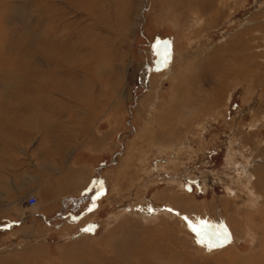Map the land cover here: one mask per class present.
Wrapping results in <instances>:
<instances>
[{
	"label": "rangeland",
	"instance_id": "1",
	"mask_svg": "<svg viewBox=\"0 0 264 264\" xmlns=\"http://www.w3.org/2000/svg\"><path fill=\"white\" fill-rule=\"evenodd\" d=\"M199 1L0 0V264H264V0ZM254 18L257 31H245ZM171 70L184 72L179 86L160 80ZM204 122L198 153L161 175L168 159L148 151L150 135L170 127L176 141ZM46 128L99 151L83 203L91 237L69 240L76 226L18 220L12 209L28 197L7 184L28 172L5 165L26 164ZM42 158L30 156L36 167Z\"/></svg>",
	"mask_w": 264,
	"mask_h": 264
},
{
	"label": "crops",
	"instance_id": "2",
	"mask_svg": "<svg viewBox=\"0 0 264 264\" xmlns=\"http://www.w3.org/2000/svg\"><path fill=\"white\" fill-rule=\"evenodd\" d=\"M47 129L43 130L41 143H39L42 148L29 149L27 151L28 155H30L26 164L23 163L22 167L17 166L13 162L5 165L16 172L13 173L14 176L18 175L17 171L21 168L28 172V178L25 181L21 180L7 184L9 189L22 196L28 198L33 196L37 199L35 205L23 207L20 202H17L15 204L17 206L12 209L22 213V215L19 214L20 216L17 215L19 217L18 220H20V217L22 219L38 218L43 225L51 224L57 228H62L64 227L63 225L76 226L75 232L69 233V240L90 236L93 232L88 228L96 221L86 216L85 213L91 205H85V201L87 197L91 196L89 184L94 173L100 172L94 168V162L92 163L93 157L99 151L94 150L88 144L79 143L74 139H66L59 136L48 138ZM32 154L34 156L38 154L43 157L40 166L36 167L35 163H32L30 159ZM108 167V164L103 166L104 170ZM37 168L38 170H44L45 173L36 174ZM113 168L110 167L106 173L103 170L104 174L107 175ZM3 170V167L2 169L0 167V171L3 172ZM100 204V201H97V207L95 206L94 208L99 209ZM87 219L89 220L86 221ZM28 230V239L32 236V238H35L36 230L32 226Z\"/></svg>",
	"mask_w": 264,
	"mask_h": 264
},
{
	"label": "bare ground",
	"instance_id": "3",
	"mask_svg": "<svg viewBox=\"0 0 264 264\" xmlns=\"http://www.w3.org/2000/svg\"><path fill=\"white\" fill-rule=\"evenodd\" d=\"M195 1V0H194ZM199 1V0H198ZM220 1V5L222 6V7H225L224 5H226V0H219ZM218 1V2H219ZM200 2V1H199ZM221 2L223 3L224 2V4H221ZM211 3V2H210ZM191 7V6H190ZM201 7V6H200ZM216 6H214V8H215ZM221 8V7H220ZM242 8V7H241ZM190 10V9H189ZM238 8H233L232 9V11L229 13V15H232L231 16V18H228L226 21L228 22V21H230L232 18H235V15H236V13H238ZM195 11V10H194ZM195 13H199V12H197V10L195 11ZM213 13H215V12H213ZM217 13V12H216ZM235 14V15H234ZM195 15V14H194ZM197 15V14H196ZM214 15V14H213ZM211 13H210V15L208 16V18H210L211 19ZM216 17V16H215ZM229 17V16H228ZM207 19V18H206ZM194 21H191L192 22V24H191V26L193 25L194 27L195 26H199V21L201 22V23H203V17H202V15H197L196 17H195V19H193ZM211 20H214V18L213 19H211ZM190 21V20H189ZM206 21V20H205ZM190 22V23H191ZM258 23H259V21H258V19H256V18H254V19H249V20H247V25L243 28L245 31H248L249 30V32H252V31H254V30H256V29H258V27L259 26H257L258 25ZM204 24H206V22L204 23ZM262 25H264V24H262ZM176 25H174V27H175ZM246 27H248V28H246ZM257 31V30H256ZM238 32H240V31H238ZM254 34V33H253ZM236 35V34H235ZM250 47V46H249ZM254 47V46H253ZM256 48V47H255ZM177 49H178V47L176 48V55H179V57H182V56H185V50H184V52H182V51H178L177 52ZM256 51V50H255ZM259 51V50H258ZM259 54V53H258ZM233 55V54H232ZM253 55H255V54H253ZM187 57V56H186ZM183 59V58H182ZM240 60V59H239ZM181 61V60H180ZM184 61V60H183ZM185 62V61H184ZM173 63L174 62H172V65L171 66H173ZM187 63V62H186ZM193 63V62H192ZM200 63V62H199ZM214 64V63H213ZM220 64V63H219ZM232 64V63H231ZM186 65V64H185ZM212 65V64H211ZM187 66V65H186ZM214 66V65H213ZM226 66V65H225ZM214 67H216V66H214ZM182 68V67H181ZM209 68H212V67H209ZM171 69V68H170ZM213 69V68H212ZM175 70V69H174ZM183 70V69H182ZM207 70V69H206ZM215 70V69H214ZM184 71V70H183ZM209 71V70H208ZM235 71V70H234ZM170 72V71H169ZM168 72V73H169ZM206 72V71H205ZM212 72V71H211ZM167 73V72H166ZM171 73V74H170ZM169 73V75L167 74V76H166V74H160L161 76H160V80H161V78H162V80L161 81H164V80H167V81H170V82H172V83H175L176 85H180V84H182V83H178L179 81H181L182 79H183V76H184V72H182V71H177L176 70V72L174 73L173 72V70H171V72ZM188 73V72H187ZM195 75V74H194ZM211 76V75H210ZM213 76V75H212ZM151 78L149 79V83L151 84L152 82H155V81H157L158 82V80L157 79H155L154 77H152V76H150ZM185 77H187V76H185ZM194 77V76H193ZM194 78H196V77H194ZM186 79V78H185ZM198 79H200V78H198ZM186 81V80H185ZM156 82V83H157ZM160 82V81H159ZM199 82V81H198ZM200 82H201V80H200ZM155 84V83H154ZM161 85V84H160ZM174 85V84H173ZM177 87V86H176ZM175 87V88H176ZM182 87V86H181ZM198 87H202V85L200 84V83H198ZM213 88V87H212ZM155 89V88H154ZM202 90V89H201ZM201 90H199V93L201 92ZM222 91V90H221ZM252 92V91H251ZM198 93V96L200 95ZM189 98V97H188ZM196 99V100H195ZM195 99H193L192 98V100L190 101V102H193V103H195V101H196V103H197V99L198 98H195ZM200 103V102H199ZM164 104V103H163ZM185 104V103H184ZM185 105H187V104H185ZM184 105V106H185ZM201 105V104H200ZM200 107V106H199ZM226 107L228 108V103L226 104ZM188 108H190V109H192L191 107H188ZM180 109V108H179ZM182 109V108H181ZM204 109V108H203ZM184 110V109H183ZM250 110H252V109H250ZM160 112V111H159ZM161 112H162V110H161ZM190 113H191V111L190 110H188V111H186L185 110V112L183 113H180V118H179V115H178V118H176V122H179L180 123V126L182 125V117L184 118V117H188L189 115H190ZM162 114H163V112H162ZM179 114V113H178ZM192 114V113H191ZM214 116V115H213ZM167 117V116H166ZM166 117H164V118H166ZM220 117V116H219ZM264 118V117H263ZM169 119H171V118H169ZM175 119V118H174ZM186 119V118H185ZM215 119V118H214ZM213 119V120H214ZM156 120V119H155ZM162 120V119H161ZM203 120V119H202ZM203 121H205V120H203ZM174 122V121H173ZM255 123H256V121H254ZM159 123H161V121L159 122ZM170 123V122H169ZM179 123H178V126H179ZM252 123H253V120H252ZM251 123V124H252ZM257 124V123H256ZM161 125H162V123H161ZM169 125V124H168ZM163 126V125H162ZM179 126V127H180ZM249 126V125H248ZM250 126H253V124L252 125H250ZM167 127V126H166ZM165 127V128H166ZM172 127V126H171ZM174 127V126H173ZM256 127V126H255ZM168 128V127H167ZM175 128H177V126L175 127ZM248 128H250V127H248ZM162 129V128H161ZM164 129V128H163ZM162 129V131H163V139H159V137H157L155 134H152V135H150V139H148L149 141H147V145H148V151L149 150H151V149H153V147H155L156 149H157V151L159 152V153H163L162 155H158V156H156V158L157 157H159V156H163V157H166L167 159H168V161L167 162H160L159 163V165H157V166H159V169H160V172H161V175L162 174H165V173H167V172H171V171H173V169L171 168V166H175V165H179L180 163H184V161H182L183 160V158L186 156H191L193 153H198V148L199 147H201V144H199V143H201L202 142V138H203V131H205V129H209V127L206 125V123L204 122V123H198V124H192L190 127H188V128H186L185 129V133H184V135H182L181 137H179L180 139H178V140H176V141H174V140H172V139H174V138H176V137H174V138H172V134H171V128L169 127L168 129H164L163 130ZM254 129V128H253ZM147 131H148V129H147ZM154 131V130H153ZM173 131H175V130H173ZM202 131V132H201ZM148 133H149V131H148ZM147 133V134H148ZM155 133V132H154ZM139 135V134H138ZM142 135H144V133L142 134ZM157 135H159V134H157ZM162 136V135H161ZM233 136V139L234 140H236L237 138L236 137H234L235 135H232ZM164 137H165V139H164ZM194 140H196V141H199V145L197 144H195L194 143ZM228 140V139H227ZM226 140V141H227ZM160 141H162V142H160ZM130 143H132V142H130ZM160 143H162V144H160ZM234 143V141H231V140H229V145H232ZM238 143V142H237ZM202 148H205V147H202ZM231 148V147H230ZM228 149V150H230L229 151V153L230 154H228L227 155V158L229 159V161L231 162L233 159V157L234 156H232V155H234L235 154V150H231V149ZM203 150V149H202ZM228 152V151H227ZM232 159V160H231ZM235 159H236V157H235ZM229 161H227V164L229 165ZM252 164L254 163V159H251V161H250ZM235 163V162H234ZM233 163V164H234ZM251 163H250V165H251ZM232 164V163H231ZM145 165V164H144ZM226 166L225 168H229L230 166ZM249 165V166H250ZM129 166V165H128ZM127 166V167H128ZM238 166V165H237ZM249 166H248V168H249ZM177 167V166H176ZM158 169V170H159ZM243 170L245 169V167H243L242 168ZM243 170H241L242 172H241V174L243 173V174H245L246 172H243ZM163 172V173H162ZM234 172H240V169L239 168H237V169H235L234 170ZM250 172H252V171H250ZM250 172H249V170H248V174H247V176L245 177L244 176V178H247L248 176H249V174H250ZM149 173V171H148V167L146 168V166L144 167V169H143V174L146 176L147 174ZM239 174L240 173H236V177H237V175L239 176ZM219 176H222V175H219ZM235 177V178H236ZM240 177V176H239ZM175 179H176V177H175ZM175 179H173V180H171V181H166L165 183H167L166 184V186L167 187H169V190H172V189H174V187L175 186H177L178 187V182H176L175 181ZM221 179V178H220ZM231 179V178H230ZM233 179V178H232ZM163 181H165L164 179H162ZM161 180V181H162ZM226 180H229V176H224V180L223 181H226ZM245 180V179H244ZM248 180V179H247ZM221 181H222V179H221ZM233 183H235V181L233 182ZM238 183V182H237ZM241 185H242V187H244V188H246L245 190H246V192H247V194H251V196H254V197H257V193H256V190L255 189H253V186H252V184H249V183H244V182H242L241 183ZM168 190V191H169ZM114 192H115V189L113 190ZM170 192H172V193H170V195H172L171 196V198L169 199V202H172L171 200L172 199H174V197H175V195H176V193H174L173 191H170ZM178 195H180V193L178 194ZM185 196H189V194H185ZM186 198V197H185ZM37 200V199H36ZM168 201V200H167ZM37 203V202H36ZM35 205V204H34ZM126 214V213H125ZM115 217H116V212H115ZM93 236V235H92ZM87 237H90V236H88L87 235ZM30 240H33V239H30ZM29 243H32V241H30ZM35 248V247H34Z\"/></svg>",
	"mask_w": 264,
	"mask_h": 264
},
{
	"label": "built area",
	"instance_id": "4",
	"mask_svg": "<svg viewBox=\"0 0 264 264\" xmlns=\"http://www.w3.org/2000/svg\"><path fill=\"white\" fill-rule=\"evenodd\" d=\"M27 200H28V205H34L37 202L36 198L33 196L29 197Z\"/></svg>",
	"mask_w": 264,
	"mask_h": 264
},
{
	"label": "snow or ice",
	"instance_id": "5",
	"mask_svg": "<svg viewBox=\"0 0 264 264\" xmlns=\"http://www.w3.org/2000/svg\"><path fill=\"white\" fill-rule=\"evenodd\" d=\"M195 231V229H193Z\"/></svg>",
	"mask_w": 264,
	"mask_h": 264
},
{
	"label": "flooded vegetation",
	"instance_id": "6",
	"mask_svg": "<svg viewBox=\"0 0 264 264\" xmlns=\"http://www.w3.org/2000/svg\"><path fill=\"white\" fill-rule=\"evenodd\" d=\"M160 62V61H159Z\"/></svg>",
	"mask_w": 264,
	"mask_h": 264
}]
</instances>
